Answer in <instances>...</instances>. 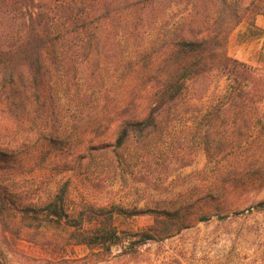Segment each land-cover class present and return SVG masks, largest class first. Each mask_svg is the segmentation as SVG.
<instances>
[{"label": "rangeland", "instance_id": "rangeland-1", "mask_svg": "<svg viewBox=\"0 0 264 264\" xmlns=\"http://www.w3.org/2000/svg\"><path fill=\"white\" fill-rule=\"evenodd\" d=\"M190 11L187 2L169 8L159 21L158 30L148 35L147 44L156 40V33L175 28ZM255 23L257 32L247 23L242 24L227 44L232 58L258 69L254 74L257 102L246 100L237 120L232 118L235 111L220 102L228 91L229 79L216 77V72H212L216 76L207 91L202 84L200 98L186 95L176 116L163 125L162 135L148 146L130 143L121 150L97 149L98 142L105 138H91L83 119L89 111L95 114L103 107L108 92L116 97L118 87L115 93L116 77L112 78L111 71L91 75L81 68L70 75L67 86L57 84L64 111L61 125L68 129L58 144L39 142L34 135L12 129L3 132L1 142L15 149L16 155L1 172L23 206L16 205L6 220L0 221V264H44L31 260L43 258L57 262L65 259L62 264L256 262L264 253V163L258 160L260 151L250 147V143L264 134V16H257ZM216 114L220 118H215ZM113 138L109 137L111 143ZM232 139L237 141L233 148H217L221 141ZM90 141L93 146L88 150ZM146 153L148 156L142 158ZM207 153L217 155L213 163L208 162ZM177 156L193 159L192 164L179 166L173 162ZM245 164L243 180L247 186L213 201V205L223 204L228 216L220 218L215 206L213 215L201 220L198 189L212 186L218 170L225 172ZM66 183L67 209L79 218L53 220L56 216L47 205ZM180 199L195 204L181 214L180 221L187 228L169 238H164L166 231L161 236L156 234V239L143 245L131 243L135 241L131 235L150 230L157 214L128 216L118 214L115 207L131 211L155 209L179 203ZM30 203L42 209L27 208ZM204 204L201 201L200 206ZM78 229L87 233L115 229L122 240L110 250L76 245Z\"/></svg>", "mask_w": 264, "mask_h": 264}, {"label": "trees", "instance_id": "trees-1", "mask_svg": "<svg viewBox=\"0 0 264 264\" xmlns=\"http://www.w3.org/2000/svg\"><path fill=\"white\" fill-rule=\"evenodd\" d=\"M182 2L190 4V13L175 28L156 33V40L148 45V35L158 30L166 11ZM257 16H264V0H0V221L16 205L23 206L1 172L16 155L15 149L1 142V136L12 129L34 135L39 142L58 144L68 129L61 125L64 111L57 84L67 86L70 75L81 68L91 75L111 71L112 78L116 77V97L108 92L103 107L95 114L89 111L83 119L91 138H105L97 145L105 151L121 150L130 143L148 146L162 135L163 125L176 116L185 96L200 98L199 86L204 84L207 91L216 75L230 81L220 102L235 111L232 118L237 120L246 100L257 102L254 74L258 69L232 58L227 44L242 24L257 32ZM110 136H114L112 143ZM234 144L236 139L225 140L217 148L221 151ZM250 147L260 151L258 160L264 163V134L254 137ZM217 155L207 153L208 162L213 163ZM177 157L173 162L181 167L192 164L191 158ZM241 167L218 170L212 186L198 189L201 220L212 216L215 206L220 218L228 216L223 204L213 205V201L247 186L243 180L247 166ZM68 192L66 183L48 203L56 216L53 220L79 218L67 209ZM180 200L155 209H115L128 216L157 214L149 231L131 235L135 238L131 243L143 245L156 239V234L167 232L164 238H169L188 227L180 221L181 214L195 204ZM27 208L42 209L31 203ZM75 238L76 245L108 250L122 240L115 229L89 233L78 229Z\"/></svg>", "mask_w": 264, "mask_h": 264}, {"label": "built area", "instance_id": "built-area-1", "mask_svg": "<svg viewBox=\"0 0 264 264\" xmlns=\"http://www.w3.org/2000/svg\"><path fill=\"white\" fill-rule=\"evenodd\" d=\"M248 264V263H246ZM249 264H264V253H261L260 256H259V259H257L256 262L254 263H249Z\"/></svg>", "mask_w": 264, "mask_h": 264}, {"label": "crops", "instance_id": "crops-1", "mask_svg": "<svg viewBox=\"0 0 264 264\" xmlns=\"http://www.w3.org/2000/svg\"><path fill=\"white\" fill-rule=\"evenodd\" d=\"M264 28V27H263Z\"/></svg>", "mask_w": 264, "mask_h": 264}]
</instances>
